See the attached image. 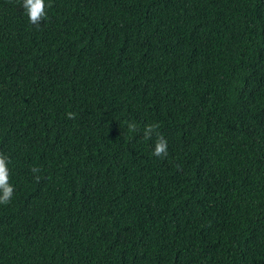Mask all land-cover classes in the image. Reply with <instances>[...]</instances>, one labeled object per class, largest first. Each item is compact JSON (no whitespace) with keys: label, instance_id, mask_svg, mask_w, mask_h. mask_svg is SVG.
Masks as SVG:
<instances>
[{"label":"trees","instance_id":"1","mask_svg":"<svg viewBox=\"0 0 264 264\" xmlns=\"http://www.w3.org/2000/svg\"><path fill=\"white\" fill-rule=\"evenodd\" d=\"M45 3L0 0V264H264V0Z\"/></svg>","mask_w":264,"mask_h":264},{"label":"clouds","instance_id":"2","mask_svg":"<svg viewBox=\"0 0 264 264\" xmlns=\"http://www.w3.org/2000/svg\"><path fill=\"white\" fill-rule=\"evenodd\" d=\"M22 7L25 10V14L28 17L30 24L39 27L41 22L47 18L46 9L50 7L45 3V0H22ZM69 119H75V114L72 112L67 113ZM128 130L130 132H137V126L134 123H128ZM159 128V124H149L144 127L143 137L150 139L156 129ZM168 143L163 135H158L152 155L154 157L164 158L167 156ZM8 158L3 154H0V205H7L11 202L14 194V187L9 183L10 173L8 168ZM33 172L39 171L37 168L32 169ZM38 180L39 177H36Z\"/></svg>","mask_w":264,"mask_h":264}]
</instances>
